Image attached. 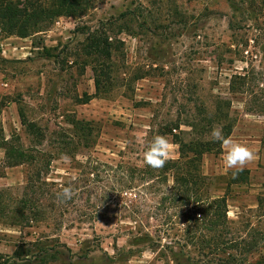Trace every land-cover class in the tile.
<instances>
[{"label":"rangeland","instance_id":"374dc122","mask_svg":"<svg viewBox=\"0 0 264 264\" xmlns=\"http://www.w3.org/2000/svg\"><path fill=\"white\" fill-rule=\"evenodd\" d=\"M242 1L91 0L83 13L58 17L27 37L0 30V143L41 152L39 162L11 166L0 145V264L19 246L30 254L11 264H34L31 254L41 247L58 252L53 264H178L175 257L188 252L194 264H219L227 254L207 262L198 247L185 245L178 210L159 205V185L142 181L138 170L157 135L168 138L169 159H177L179 146L160 129L211 109L217 95L230 98L239 115L229 139L247 145L255 158L245 166L249 181L230 190L226 146L204 155L203 172L212 177V195L228 193L233 229L260 238L245 264L264 262V112L247 110L243 96L229 89L236 71L250 63L264 69V0ZM107 20L116 23L104 29L123 42H116L111 82L81 103L85 92H96V64L84 49L88 32ZM121 26L132 31L120 33ZM73 117L93 127L87 138L69 123ZM89 163L96 167L90 178L84 175ZM65 186L74 195L61 202L53 195ZM28 189L55 204L46 218L19 224L12 209Z\"/></svg>","mask_w":264,"mask_h":264},{"label":"trees","instance_id":"16d2710c","mask_svg":"<svg viewBox=\"0 0 264 264\" xmlns=\"http://www.w3.org/2000/svg\"><path fill=\"white\" fill-rule=\"evenodd\" d=\"M4 7L0 11V30L7 35L16 34L27 37L33 33L45 30L53 21L61 16H75L83 13L89 6L91 0H1ZM242 2H245L242 1ZM264 3V1H263ZM250 5H257L251 0ZM237 4L232 2V8L238 9ZM264 14V6L262 8ZM131 14L132 12H128ZM128 13H122V18ZM114 20H107L103 27L88 32L85 44L86 55L94 58V82L96 92L94 94L84 93L78 98L81 103H86L92 98L105 93L104 84L112 78L114 52L118 49L116 42L104 29L108 26H115ZM145 27V24L141 25ZM232 26V24H231ZM130 26H121L120 33L131 32ZM123 43V42H122ZM230 92L240 94L244 99V107L249 111L264 112V69H258L254 64H249L242 71H236L231 75L229 83ZM232 100L217 95L211 109L207 107L199 111L198 115L191 116L185 123L178 122L165 125L161 128V134H170L174 143L179 146V157L168 159L163 168L154 169L149 166L138 169L142 181H154L162 191L159 205L166 208L178 210L176 223L182 226L185 245H193L199 248V252L207 258V262H214L210 257L227 254L224 259H219V264H245L248 261L246 256L257 251L260 245V238L256 232L250 237H243L236 230L228 218V193L223 195H212V177L203 172V157L207 152H213L222 148V144L211 138V131L214 128L222 127L224 135L229 138L239 120V115L232 108ZM69 123L76 129V133L87 138L93 129L90 124L77 118H71ZM182 125L188 127L182 129ZM34 129V124H31ZM76 134V135H77ZM68 144V143H67ZM5 149L8 165H19L26 162L36 163L41 152L38 150L28 151L21 145L13 142H1ZM65 147H70L68 144ZM64 151V150H63ZM63 154V152H61ZM51 165L50 160L41 165V174L44 169ZM89 169L84 175L90 178L96 167L89 163ZM45 166V167H44ZM83 171V170H82ZM232 170L226 179L227 190L232 185L248 182L250 170L233 176ZM40 175V174H39ZM39 178H41L39 176ZM170 179L172 184L169 183ZM30 185L33 183V176L29 177ZM73 183V182H71ZM75 184V181H74ZM153 185V184H152ZM130 188L132 186H129ZM63 187L57 188L60 191ZM30 190V191H29ZM44 193L28 189V192L17 201L12 212L16 215L14 221L19 224L26 221L40 220L47 216L45 211L53 207L42 201ZM54 197L56 196L53 195ZM60 201V200H59ZM264 203L260 199L259 207ZM0 217H5V211L0 210ZM30 211L32 216L27 213ZM172 219V217H170ZM236 235V236H235ZM142 239L146 236H140ZM264 239V238H261ZM51 249L41 247L31 254L34 264H53L59 260L57 253ZM30 249L19 246L12 256L5 259L6 264L15 263L30 254ZM4 257L0 254V258ZM210 257V258H208ZM185 258V259H184ZM24 259V258H23ZM178 264H194L195 258L188 252L186 257L178 255L175 257ZM5 264V262H2ZM264 264V262H262Z\"/></svg>","mask_w":264,"mask_h":264},{"label":"clouds","instance_id":"9594fccd","mask_svg":"<svg viewBox=\"0 0 264 264\" xmlns=\"http://www.w3.org/2000/svg\"><path fill=\"white\" fill-rule=\"evenodd\" d=\"M211 138L215 142H219L227 147L226 155L224 156V165L226 169L234 170L233 176L245 170V166L254 160L255 153L247 145L233 142L227 138L222 127L214 128L211 131ZM172 152V145L168 138L163 135H157L149 145L148 150L144 154L145 164L154 169L163 168L170 158ZM65 162H69L68 158L65 157ZM75 179V177H73ZM74 192L71 186L63 187L57 192V199L61 202L70 201L73 198Z\"/></svg>","mask_w":264,"mask_h":264}]
</instances>
